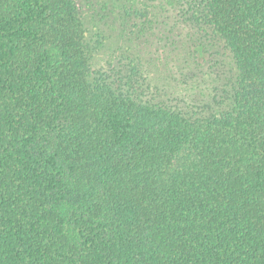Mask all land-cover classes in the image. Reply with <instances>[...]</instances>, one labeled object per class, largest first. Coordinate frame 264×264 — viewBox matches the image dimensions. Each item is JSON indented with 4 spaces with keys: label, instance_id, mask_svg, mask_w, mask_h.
Wrapping results in <instances>:
<instances>
[{
    "label": "trees",
    "instance_id": "16d2710c",
    "mask_svg": "<svg viewBox=\"0 0 264 264\" xmlns=\"http://www.w3.org/2000/svg\"><path fill=\"white\" fill-rule=\"evenodd\" d=\"M0 264H264V0H0Z\"/></svg>",
    "mask_w": 264,
    "mask_h": 264
}]
</instances>
